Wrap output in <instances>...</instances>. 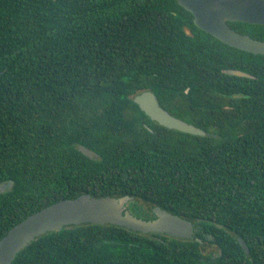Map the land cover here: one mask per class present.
<instances>
[{"label": "trees", "instance_id": "16d2710c", "mask_svg": "<svg viewBox=\"0 0 264 264\" xmlns=\"http://www.w3.org/2000/svg\"><path fill=\"white\" fill-rule=\"evenodd\" d=\"M228 24L264 40V25ZM143 90L206 134L152 120L133 100ZM2 183L0 238L90 193L132 195L142 218L164 208L201 240L82 223L11 264H264V54L200 29L176 0H0Z\"/></svg>", "mask_w": 264, "mask_h": 264}, {"label": "water", "instance_id": "95a60500", "mask_svg": "<svg viewBox=\"0 0 264 264\" xmlns=\"http://www.w3.org/2000/svg\"><path fill=\"white\" fill-rule=\"evenodd\" d=\"M176 1L192 13L193 22L200 29L230 46L255 54H264V40L240 33L228 24V21H241L264 25V0ZM184 31L191 35L187 26H184ZM223 71L231 75L252 77L251 74L240 69L226 68ZM133 100L148 117L160 125L190 134H206L203 129L165 110L150 90L137 93L133 96ZM79 149L89 158L97 157V153L89 148L80 146ZM133 200L134 196L128 194L115 197L82 193L71 199H61L51 203L28 215L0 238V264H11L17 253L39 235L82 223H108L142 233H164L201 241L194 236V223L159 206L152 207L153 218H142L132 214L127 209V204ZM239 242L244 252L249 253L246 243L241 238Z\"/></svg>", "mask_w": 264, "mask_h": 264}, {"label": "rangeland", "instance_id": "374dc122", "mask_svg": "<svg viewBox=\"0 0 264 264\" xmlns=\"http://www.w3.org/2000/svg\"><path fill=\"white\" fill-rule=\"evenodd\" d=\"M10 186H11V185H10L9 183H2V184H0V192H1V191H4V190H6V189H9ZM211 246H212V245H211ZM211 246H207L206 249H205V251L213 250V247H211Z\"/></svg>", "mask_w": 264, "mask_h": 264}]
</instances>
